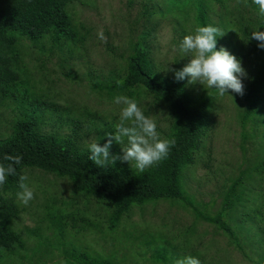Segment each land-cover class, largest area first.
Here are the masks:
<instances>
[{
	"label": "trees",
	"instance_id": "16d2710c",
	"mask_svg": "<svg viewBox=\"0 0 264 264\" xmlns=\"http://www.w3.org/2000/svg\"><path fill=\"white\" fill-rule=\"evenodd\" d=\"M75 1L77 0H0V109L24 108L21 116L13 119L11 130L6 135L4 132L0 133V163H9L4 160L5 155L21 157L20 164L15 165L16 175L7 177L3 191H10L14 195L21 191L19 177L25 175V167L39 168L43 172L67 178L74 192L84 196L85 204H95L101 209L102 214L108 218L109 230L117 227L133 206H142L148 201H181L194 208L199 219L214 225L227 235L246 258L254 264H264V228L255 227L253 222L246 228L242 223L237 225L248 234L249 243L258 251L260 257L255 260L247 252L246 242L238 229L229 221L235 219L244 207L247 193L255 191V187H248L246 181L260 185L264 180V49L257 46L256 40L250 39L254 30L264 31V15L259 13V6L253 0H237L238 3L234 6L237 14L233 15V11L228 9L227 15L231 14L234 19L229 21L227 28L226 25L224 27L226 31H231V38H228L232 45L231 53L244 63L247 70V82L242 95L244 107L238 111L242 135L244 140L260 137L262 142L259 143L258 154L254 156V163L231 181L220 208L213 213L208 205L205 209L194 207L186 188L184 172L195 161V154L213 124L216 89L203 88L201 93L193 94L188 89L187 78L178 81L174 78V72L172 76L163 75V72L155 68L151 50L142 39L132 46L131 53L122 54L123 66L112 71L113 77L106 80L96 77L91 80L92 88L102 95L106 94L112 101L116 96L124 95L136 100L139 105L141 98L153 97L157 104L161 102L167 108L169 126L162 132L161 139H174L175 144L166 159L146 168L144 172H138L128 162L120 160L106 167L97 166L89 160V151L80 145L84 138L81 133L87 134L96 127L95 117L86 110L84 114L89 116V122L73 121L75 116L72 108H65L53 100V85L45 82V85L42 84L46 75L43 73L41 78L35 79L34 74L29 71L25 60L28 46L40 54L37 65L41 68L40 72L54 54L61 53L64 55L63 60L67 61L74 57L76 51L85 47V27L75 23L70 12V6ZM202 1L193 2L197 11V27L209 25ZM209 1L224 4L229 0ZM172 2L180 9L181 5L189 6L192 0ZM245 7H251L255 16L246 15L242 11ZM176 67V70L183 68L179 64ZM68 74L72 75L71 72ZM120 80H123L122 84L117 83ZM37 83L41 85L38 86ZM44 113H57V120L73 123L74 135L64 137L58 133L43 131ZM118 122L119 119L113 118L103 123V144L108 139L106 133H114ZM110 153L122 155L121 146L113 141ZM254 174L258 176L257 179ZM46 205L51 208L57 206L55 199ZM263 205L264 203L255 207L253 214L264 220ZM21 211L13 196L7 198L0 193V263L6 260L10 264L7 259L16 252L17 247L26 246L24 233L16 227ZM52 211L70 218L74 226L94 224L86 214L81 216L76 211H70L64 215L60 213V208ZM100 211L95 216L101 215ZM246 213L250 214L251 211L246 209ZM40 227L41 225L32 230ZM188 233L189 238L185 239L187 244L183 247L193 249L194 230L188 229ZM158 247L161 248L156 255L153 253L152 262L171 264L167 252L172 247L171 243H160ZM72 255L75 264H115L110 257L88 250L76 248ZM185 257L187 256L183 259ZM204 260L201 259V264H206Z\"/></svg>",
	"mask_w": 264,
	"mask_h": 264
},
{
	"label": "rangeland",
	"instance_id": "374dc122",
	"mask_svg": "<svg viewBox=\"0 0 264 264\" xmlns=\"http://www.w3.org/2000/svg\"><path fill=\"white\" fill-rule=\"evenodd\" d=\"M194 1L187 7L181 5L179 9L172 0H77L71 4L70 12L74 22L85 27L87 40L83 49L76 51L74 57L67 61L63 60L64 55L61 53L54 54L40 72L41 68L37 67L40 54L33 47H27L25 60L29 71L35 79L41 78L43 73L46 75L42 84L53 85V100L65 108H72L75 116L73 121L89 122V116L84 114L86 110L97 120L96 127L87 134L81 133L84 134L80 141L81 147L86 148V144L92 141L103 145V123L113 118L119 119L122 107L106 94L94 90L91 80L113 77L112 71L123 66L122 54L131 53L132 46L138 40L142 39L149 47L155 68L163 75L172 76V70H176L178 64L184 67L189 62L191 57L181 51L180 43L185 35L194 33L197 27ZM202 3L208 24L224 33L217 37L218 49L223 46L231 53L232 45L228 39L231 38V31L227 29V33L224 25L227 28L229 21L234 19L231 14L227 15L228 9L233 11V15L237 14L234 6L238 1L229 0L221 4L203 0ZM242 11L255 16L251 7H245ZM101 31L106 38L104 40L99 38L98 33ZM241 65L247 71L243 62ZM242 82L245 86L247 76L242 78ZM203 88L198 82L188 83V89L193 94L201 93ZM214 96L216 106L212 111L213 124L195 154V161L185 170L184 179L194 207L205 209L208 205L210 211L216 213L231 181L254 163V156L258 154L262 141L260 137L244 140L238 119V111L244 107L241 95L229 90L223 96L218 91L214 92ZM138 106L146 116L156 121L159 137H163L162 132L169 126L168 111L164 104H157L156 99L148 97L141 98ZM23 111V107L1 108L0 133L6 135L11 130L13 119L20 117ZM57 119V113H44L43 131L64 137L74 135L73 123L63 124ZM24 174L35 196L27 206L19 201L17 194L3 191L4 184L0 185V193L7 198L13 196L22 210L20 219L16 220V227L24 233L26 241L25 248L17 247L16 252L7 259L10 264H75L72 254L76 248L110 257L115 264H161L152 262L153 253L156 255L162 247H158L160 243L167 245L168 242L172 246L167 251L171 264L183 260L184 256L196 257L199 261L205 259L206 264H254L227 235L199 219L194 208L187 203L160 200L133 206L119 225L109 230L108 218L101 209L95 204H85L84 196L74 192L67 178L32 167H25ZM254 177L258 178L255 174ZM246 184L255 187V191L247 193L244 207L235 219L229 221L246 242L249 255L258 260L259 253L249 243L248 234L237 225L242 223L246 228L253 222L255 227L264 228V220L253 214V209L264 203V180L260 185L252 181H246ZM54 199L57 206L48 207L46 204ZM56 208H60V213L64 215L70 211H76L81 216L86 214L94 224L74 226L70 218L52 211ZM245 208L251 213H246ZM98 211L101 215L95 216ZM40 225V228L32 230ZM188 229L195 233L192 242L195 248L190 250L183 247L190 235ZM5 262L0 264H9Z\"/></svg>",
	"mask_w": 264,
	"mask_h": 264
},
{
	"label": "clouds",
	"instance_id": "9594fccd",
	"mask_svg": "<svg viewBox=\"0 0 264 264\" xmlns=\"http://www.w3.org/2000/svg\"><path fill=\"white\" fill-rule=\"evenodd\" d=\"M253 2L259 6V13L264 15V0ZM223 34L217 27L206 25L198 26L194 33L185 35L180 49L191 58L182 69L172 70L174 78L178 81L187 78L190 84L198 82L206 89L214 88L221 96L229 93V90L242 96V78L247 73L240 59L223 46L217 49V37ZM98 35L101 40L106 39L102 31ZM250 39L256 40L257 46L264 49V31L254 30ZM117 83L122 84L123 80ZM114 102L122 105L115 132L106 133L108 139L103 145L98 141L87 143L86 148L90 153L88 159L101 167L114 165L117 160L128 162L138 172H144L146 168L166 159L175 140L159 137L156 121L144 114L136 100L118 95ZM113 141L121 146L122 155L110 153ZM4 160L9 163H0V185L6 182L8 176L16 175L15 165L20 164L21 157L5 155ZM27 179L25 175L19 177L21 191L17 193L19 201L25 206L35 198L33 189L26 183ZM176 264H200V261L196 257L187 256Z\"/></svg>",
	"mask_w": 264,
	"mask_h": 264
}]
</instances>
